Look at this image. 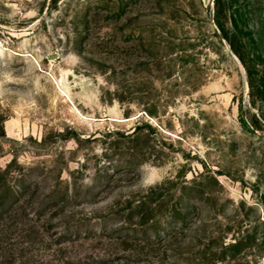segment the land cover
Returning a JSON list of instances; mask_svg holds the SVG:
<instances>
[{
  "label": "rangeland",
  "instance_id": "rangeland-1",
  "mask_svg": "<svg viewBox=\"0 0 264 264\" xmlns=\"http://www.w3.org/2000/svg\"><path fill=\"white\" fill-rule=\"evenodd\" d=\"M1 129L0 264H264V0H0Z\"/></svg>",
  "mask_w": 264,
  "mask_h": 264
},
{
  "label": "trees",
  "instance_id": "trees-1",
  "mask_svg": "<svg viewBox=\"0 0 264 264\" xmlns=\"http://www.w3.org/2000/svg\"><path fill=\"white\" fill-rule=\"evenodd\" d=\"M0 135H4V130L3 129H1ZM0 193H1V195H0V204H3V203L8 201L9 192H8V190L5 189L3 192H0Z\"/></svg>",
  "mask_w": 264,
  "mask_h": 264
}]
</instances>
